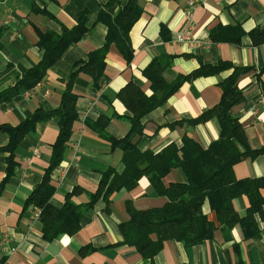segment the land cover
<instances>
[{
    "label": "crops",
    "instance_id": "crops-1",
    "mask_svg": "<svg viewBox=\"0 0 264 264\" xmlns=\"http://www.w3.org/2000/svg\"><path fill=\"white\" fill-rule=\"evenodd\" d=\"M125 0H0V91L16 85L30 68L43 58L38 46L40 32L62 33L72 29L83 11H89L90 23L101 10L116 17ZM142 14L130 31L131 57L128 59L111 44L106 56L104 75L99 83L81 71L74 80L79 95V117L66 142L60 164L52 172L56 191L51 204L62 208L70 197L76 204L89 203L99 191L104 174L110 169L121 173L124 151L105 140L94 128L97 121L108 120L107 133L117 139L132 128L133 113L118 94L129 83L147 96L154 94L144 71L155 60L167 64V81L188 75L201 66L222 62L248 68L238 77L245 100L232 109L241 123L251 149L264 148V42L255 44L251 32L264 29V0H206L189 11V0H138ZM188 12L192 15L189 17ZM188 28L193 40L180 42ZM243 33L239 42L214 39ZM108 28L99 22L79 43L69 47L46 77L32 88L21 89L10 102L0 105V264H147L134 247L123 245L119 225L130 219L129 207L136 210L161 208L166 196L158 194L147 176L136 187L115 191L110 199L101 193L81 221L74 235L62 234L50 241L44 237L38 208L27 199L42 183L50 167L53 147L59 135L58 118L39 122L19 144L14 166L8 169V152H1L9 135L4 125L18 126L37 110L56 109L72 72L89 60V53L106 43ZM233 37V36H231ZM198 77L184 83L162 105L142 120L143 133L134 142L142 151L158 153L174 143L181 146L191 137L207 149L220 137L219 121L214 118L199 124L188 121L216 106L222 97L220 82L232 73ZM81 143L82 154L75 160L74 146ZM241 150H244L240 146ZM238 179L264 178V152L248 156L234 167ZM180 168L164 178L166 186L185 183ZM264 195V190H263ZM236 210L245 216L249 207L246 196L235 200ZM216 220L214 213L210 215ZM259 231L246 238L240 225L229 234L218 228L214 237L186 247L168 240L154 259L155 264H264V207L255 215Z\"/></svg>",
    "mask_w": 264,
    "mask_h": 264
},
{
    "label": "trees",
    "instance_id": "trees-1",
    "mask_svg": "<svg viewBox=\"0 0 264 264\" xmlns=\"http://www.w3.org/2000/svg\"><path fill=\"white\" fill-rule=\"evenodd\" d=\"M116 17L101 10L96 21L90 23L89 11L85 10L79 16L77 24L72 29L65 28L62 33L53 31L40 32L38 46L43 51L40 62L27 70L15 86L0 91V105L10 102L17 97L23 88L32 89L41 82L48 71L62 58L66 50L79 43L99 22L107 28L106 43L99 49L89 53V60L77 71L72 72L62 93L60 105L51 111L37 110L18 126L4 125L1 130L6 132L9 143L1 148L8 152V169L14 166L16 150L23 138L34 131L39 122L58 118L59 135L53 147L50 167L45 172L43 181L27 199V205L40 209L39 219L45 238L52 241L62 234L74 235L81 229V221L85 212L99 199L101 193L109 200L117 190L132 189L137 186L139 179L147 176L155 191L166 196L168 202L161 208L136 210L129 207L130 219L119 225L123 235V245L137 249L147 261L155 264L154 259L163 250L165 242L176 240L186 247L198 245L214 237L218 228H223L226 234L237 225L243 229L246 238L257 235L259 227L256 214H263L264 207V178L238 179L234 167L249 155L256 157L264 152V148L251 149L247 143L244 129L232 114L234 106L245 100L243 90L238 87V77L248 68L222 62L219 65L201 66L188 75H179L172 81H167L164 73L167 64L155 59L144 71V75L152 84L154 94L145 95L141 88L129 83L118 94L131 109L132 128L127 136L121 139L111 137L107 133L108 120L97 121L94 128L111 144V148L120 147L124 151V169L119 173L115 169L107 171L100 183L99 191L86 204H76L70 199L65 201L62 208L51 204L56 191L52 172L60 164L66 142L72 136L75 123L79 117V95L74 92V80L79 72L84 71L99 83L104 75L106 56L111 44H116L119 50L128 58L131 57L130 31L142 14L138 0H125ZM237 35L214 39L240 41L242 31ZM255 44L264 42V29L251 32ZM233 36V37H231ZM233 70L231 75L220 82L222 97L220 102L199 117L189 120L191 124H199L216 118L220 125V137L207 149L191 137H185L181 146L174 143L162 151H142L134 142L136 135L143 133V118L162 105L180 87L198 77L217 75L225 70ZM240 146L244 150L240 149ZM175 168L184 171L188 181L172 183L166 186L163 178ZM246 196L249 207L245 216H241L235 207V200ZM215 215L212 220L210 215ZM189 264V263H185ZM247 264V263H239ZM253 264V263H251Z\"/></svg>",
    "mask_w": 264,
    "mask_h": 264
},
{
    "label": "built area",
    "instance_id": "built-area-1",
    "mask_svg": "<svg viewBox=\"0 0 264 264\" xmlns=\"http://www.w3.org/2000/svg\"><path fill=\"white\" fill-rule=\"evenodd\" d=\"M206 0H189V11L191 12V9L195 8V5H199L202 2H205ZM188 12V16L190 17L192 14ZM193 40V35H192V29L188 28L181 36H179V41L180 42H190ZM40 86V83L38 84V87ZM75 150V155L74 158L75 160L79 161L81 158L82 154V148H81V143L78 141L75 143L74 146ZM40 215V209L37 211V217Z\"/></svg>",
    "mask_w": 264,
    "mask_h": 264
}]
</instances>
